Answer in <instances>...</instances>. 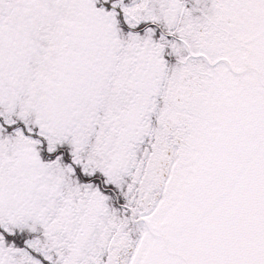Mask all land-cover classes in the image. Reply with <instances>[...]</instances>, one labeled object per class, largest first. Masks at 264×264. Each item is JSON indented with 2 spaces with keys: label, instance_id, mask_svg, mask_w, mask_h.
Instances as JSON below:
<instances>
[{
  "label": "snow or ice",
  "instance_id": "snow-or-ice-1",
  "mask_svg": "<svg viewBox=\"0 0 264 264\" xmlns=\"http://www.w3.org/2000/svg\"><path fill=\"white\" fill-rule=\"evenodd\" d=\"M0 264H264V0H0Z\"/></svg>",
  "mask_w": 264,
  "mask_h": 264
}]
</instances>
